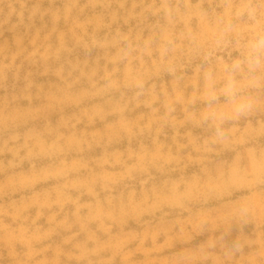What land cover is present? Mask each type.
<instances>
[{
  "label": "rangeland",
  "instance_id": "374dc122",
  "mask_svg": "<svg viewBox=\"0 0 264 264\" xmlns=\"http://www.w3.org/2000/svg\"><path fill=\"white\" fill-rule=\"evenodd\" d=\"M0 264H264V0H0Z\"/></svg>",
  "mask_w": 264,
  "mask_h": 264
}]
</instances>
